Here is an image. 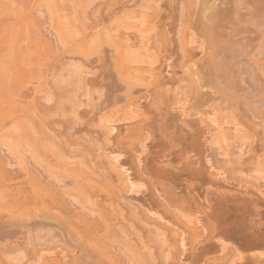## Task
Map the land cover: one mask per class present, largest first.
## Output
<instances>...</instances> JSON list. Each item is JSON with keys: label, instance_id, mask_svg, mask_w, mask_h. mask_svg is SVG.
I'll use <instances>...</instances> for the list:
<instances>
[{"label": "rangeland", "instance_id": "obj_1", "mask_svg": "<svg viewBox=\"0 0 264 264\" xmlns=\"http://www.w3.org/2000/svg\"><path fill=\"white\" fill-rule=\"evenodd\" d=\"M202 1L205 0H0V169L7 170L6 173L9 170L14 175L16 173V182L21 184V191L28 187L26 178L29 172L38 184L34 187L40 188V191L36 190L39 191V200L48 199V193L49 198L50 193L56 194L61 205L70 212L88 216V219L92 213L93 218L98 217L94 212L97 209L101 214V202L98 200H102L99 197L102 192L105 193L104 188H99V183L95 185L96 182L91 185L94 186V190L93 187L91 190H97L92 193L99 199L85 191L91 176V181L95 180L96 174L94 176L92 171L103 173L102 176L110 175V180L106 178L108 175L105 178L112 180L110 187L117 194L114 196L117 200H114L112 208L108 206V211L112 210V214H109L119 219L120 214L126 216L133 207L141 211L145 218L154 221L149 226L140 227L143 234L139 243L127 236V226H133V221L117 223L114 219L116 216L113 217L115 221L112 222L117 225H110L111 238H108L125 250H118L125 254V257H118L120 260L116 258L120 261L118 264H228L236 252L244 254L246 258L258 255L255 258L261 259L256 260V264H264V245L245 250L235 247V253L231 252L235 254L233 256L230 255V251H234L231 242L192 237L194 226L204 229V232L208 230V221L202 216L203 213L220 210L238 201L252 202L257 207L258 211L253 204L254 210L247 208L245 219L250 213L251 221L264 224V15L253 19L254 25H245L249 30L245 32L244 41L240 40L241 44L237 43L239 37L238 40L234 39L236 37L230 38L236 42L230 41L236 49L233 54L234 49L226 40L228 45L224 42L221 47L223 51L230 47L227 57L220 50L212 57L208 53L211 58L205 57L202 48L206 42L199 21ZM152 14L155 15L153 21ZM94 22L96 33L91 28ZM91 33L96 37H91ZM158 36H162L161 40ZM103 48L109 52L107 55L112 60L106 53L103 54ZM101 55H105L101 58L104 71L109 70L114 61L120 63L118 67L125 68L123 71L137 68L150 72L152 69L150 73L155 82L148 86V92H145V83L142 86L139 84L137 88L140 92L133 93L130 98L134 103L139 99L138 104L135 103L138 108L134 105L133 108L153 128V140L143 143V153L137 140L127 142L130 132L126 122L116 123L119 131L110 132L109 126H116L110 123L115 109L122 108L127 112L130 106L133 109L132 105L127 109V103L121 102L119 107L114 106L115 109L108 106L103 109L104 88L88 82L98 73L96 71L91 75L100 66L96 60ZM85 58L93 60L92 64L89 63L91 66L84 64ZM10 66L17 68L18 73L19 70L23 71L18 75L19 79L14 76L17 72L12 69L13 74ZM134 70L130 71L132 74L134 72V76L149 78L147 72L142 74ZM3 73H6L5 77ZM129 73H123L127 82L132 80ZM11 86L14 88L10 93L7 88ZM14 91L20 97L15 99L17 95H14ZM12 104H15L16 110ZM10 107L15 111L12 109L9 112ZM33 110L40 112H34L39 115L36 119L33 118ZM39 118H42L43 124L38 123ZM55 141L64 143L60 147ZM69 150L77 154L70 156ZM112 157H117V162ZM142 157L144 160L138 162ZM144 166L158 169L168 167L172 171L174 177L170 181L175 192L189 203L190 208L181 214L184 218L177 210L169 209V214L164 215L153 207L162 199L157 190L147 184L146 176L141 173ZM2 169L0 172H3ZM125 176H128L126 179L130 183L144 186L139 194L121 193ZM185 180L193 183V187L190 182L187 185ZM12 183L1 185L8 189ZM14 184L13 189L17 185ZM13 189L10 188L14 193L9 189L8 193L15 194L16 189ZM27 191L26 195L30 197ZM8 193L1 190L0 199L5 203L0 205L7 208L8 203L12 210L14 195L11 202L7 200ZM120 194L125 198L121 200ZM26 195L24 198L18 197V205L15 203L17 208H20V202L25 203ZM95 202L100 204V208ZM27 205H30V212L41 210L42 206ZM14 208L13 212L17 210ZM9 209H3L5 214L1 209V215H9ZM173 211L179 214L180 221L173 219ZM32 212L29 215H33ZM257 212L260 218L256 216ZM28 213L22 212L20 218L27 219ZM63 216H66L65 213ZM103 216L108 217L104 212ZM101 217L97 220L102 221ZM95 222L97 224L99 221ZM103 222V225H107ZM51 223L48 221L43 227L30 226L29 232L21 229L24 231H19L17 238L10 242L7 240L9 246H23H18V251L14 250L18 254L17 261L12 259L16 257L14 252L7 253L10 258L5 257L8 263L17 264L21 253L25 254L22 248L31 249L36 244L38 254L34 250V256H30L29 262L26 260L28 263L39 264L42 260L49 262L55 259L61 264H75V257L79 255L77 250L65 245L60 237L53 236L57 230ZM101 224L98 223L99 226ZM120 227L123 229L120 230ZM181 239L182 247L179 244ZM31 240L33 244L30 247ZM111 242L108 240V245H112ZM220 242L231 250L218 249ZM108 245L104 244L106 248L111 247ZM114 247L116 245L109 249ZM113 250V253H118L116 249ZM238 254L236 256H240ZM24 257L27 258L26 254ZM3 258L0 263L7 264ZM11 259L14 263H11ZM22 259L19 264H28Z\"/></svg>", "mask_w": 264, "mask_h": 264}, {"label": "bare ground", "instance_id": "obj_2", "mask_svg": "<svg viewBox=\"0 0 264 264\" xmlns=\"http://www.w3.org/2000/svg\"><path fill=\"white\" fill-rule=\"evenodd\" d=\"M238 1L237 0H205V1H202L201 7H200V19H199V21L201 23V29H200L201 30V34L204 37L205 42H206V45H204L205 48L203 47V45H201V48L203 47L202 49H204L203 50V54H204L203 56H205V57H210L211 56L212 57L213 54H215L216 52H218L220 50L221 54H225L224 55V57H225L227 52L231 51V50H229L230 47L232 46L233 47V48L231 47L232 49H234V47H235L234 44H233L234 46L232 45V43H234L235 41L232 40L233 41L232 42L230 38L236 37L234 39L238 40V37H239V40L238 41L236 40V41H237V43L239 42V44H241V41H244L245 32H248V30H249L248 27H247L248 30L245 28V25L247 26L248 23H251L250 26L254 25L252 20L256 19V18H259L262 15H264V0H238ZM127 3L128 2H126V4ZM238 3L240 5L243 4L244 6L242 7V5H241V7H239L240 5ZM241 8H243V10ZM151 19H152V21L155 19V15L154 14L151 15ZM92 25H94V26L92 27ZM92 25H91V28L94 29L95 30L94 33H96L97 26L95 25V22L92 23ZM94 27H96V29ZM103 27H105V26H103ZM92 29H90V31H92ZM103 30H104V28H103ZM97 35L99 36V34H97ZM88 36L90 37V34H88ZM91 37H96V35L93 36L92 33H91ZM158 37L161 40L162 36H158ZM125 40H126V38H125ZM226 40L231 45H230L229 48H226L227 50L225 49V51H226L225 52V51H223V46L221 47V45L224 42L227 43ZM227 45H228V43H227ZM208 50H209V52H208ZM235 50L236 49L232 50L231 53L233 54L235 52ZM101 51H102V48L100 50V53H101ZM107 52L108 51L104 49L103 54L106 53L105 55H107ZM208 53H211V55L209 56ZM108 54H109V52H108ZM105 55H101L100 58H98L97 60L94 59V61L96 60V62L99 63L100 66H97V64H96V66H97L96 69L97 70L92 71L91 75L93 73H95L96 71H98V73L96 72L97 74L95 73L96 75L95 74L93 75L94 76L93 80L88 79V82L90 84L93 82L96 85L98 84L100 86V88H104V92H105L103 94L104 95V100L101 101V103H103L105 106H102V104H101V106L103 107V109L107 108V106L111 107V108H114V106H116V105H118L119 103L122 102V103H127V104H125L127 109L129 108L130 105H132V108L134 106L135 107L137 106L136 107V109H137L138 108L137 100L139 101V99H137L135 101L136 98L134 97L135 99L134 98L133 99H134L135 103H137V104H135L133 102V100H132V102H133L132 103L130 101V98L132 97L131 95L133 93H139L140 90L137 88V85H139V84L141 85V84H144V83L146 84L145 87L147 88V89L145 88V92H148V86L155 82L154 78H153V75L150 73L152 71V69L150 70V68L148 67L149 70H150V72L148 71L149 74L147 72L148 69H144L147 72V75H149V78L146 77V76L145 77L144 76L140 77V75H138V77H139L138 78L137 75H135V76L133 75L134 72L132 74V72H130V71H133L135 69L134 70L135 72H142V71H139V70H142V69L137 70V68H133V70L129 71L128 68H126V70L123 71L125 68L118 67V66H120V63L117 62V61L116 62L114 61L112 66L110 65L111 67H109V70L104 71L102 69L103 66L101 64H102V59L104 58ZM107 57H109L112 60V57L110 55L109 56L107 55ZM85 59H86L85 60L86 62L84 61L85 62L84 64L87 65L88 67L91 66V64L93 63V62L91 63V61H93V60L89 61V59H87V58H85ZM89 63H91V64H89ZM98 68H99V70L100 69L101 70L99 71ZM12 69H15L14 70L15 73L18 70L17 68H11V66H10V70L11 71H13ZM111 69L113 71H111ZM120 69H122V71ZM14 71H13V74H14ZM21 72H23V71L19 70V73L18 72L16 73L17 76H16V74L14 76L19 79L18 75ZM111 72H113V73H111ZM127 72L131 73V74L129 73L130 77H131V78L130 77L129 78H130V80L132 79L131 80L132 82L131 81L127 82L126 80H124L123 73L125 74ZM143 72H142V74H143ZM146 72H144V73H146ZM5 74L6 73H3L4 77H5ZM22 74H21V77L22 76L24 77V74L23 75ZM88 74H90V71H89ZM0 76H2V74ZM132 77L133 78L135 77V79L133 80ZM136 77H137V80H136ZM8 78L10 79V77H8ZM142 78H145V79H142ZM4 79L5 78H2L1 80H4ZM7 83L9 84V82H7ZM12 86H15V85H12ZM12 86L10 88L9 87L7 88V90L10 89V93L12 92V90H11ZM2 87H3V85H2ZM3 89H4V87H3ZM0 90H2V88H0ZM14 92L16 93V94H14L16 96L18 93L16 91H14ZM18 97H20V96L17 95L15 97V99L18 98ZM142 97H144V96H142ZM142 97H140V98H142ZM102 98H103V96H102ZM18 103H20V102H18ZM12 105L14 106L13 108L16 110L17 107L15 106V104H12ZM119 106L120 105H118L117 107H119ZM13 108L10 107L9 112H11ZM18 108H20V107L18 106ZM130 108H131V106H130ZM130 108L128 110H130V111L133 110L131 114H130V111L126 110L127 112H125L124 109L121 110L122 108L121 109L117 108L119 111L117 109H115V111L113 110L114 112L118 113L119 116H118V114L115 113L116 117L114 116V114H112V116L110 117L111 118L110 123L112 125L113 124L116 125V126H109L110 127V132H112L113 130H115V132L119 131V128H118L119 126H117L118 124H116V123L126 122L127 125H128L129 132H130V134L128 135L129 137H127V142L129 143L132 140H135V141L137 140L136 142L140 146L141 152L143 153L144 150H145V145L143 143L146 140L149 141V143H151L152 140H153V137H154L153 136V128L150 126V124L147 122V120L144 118V116H142L141 113L138 114V112L134 108L132 110ZM120 110H121L122 113L120 112ZM18 111H19V109L16 112H18ZM34 112H39V110H37V111L33 110V114H34L33 118H35V117L38 118L39 115H37V113H34ZM119 112L121 113V115H120ZM38 121H37L38 123H40V122L42 124L44 123V122H42V118H39ZM145 132H146V134H144ZM59 134H61V133L59 132ZM63 143L60 142V144H59V142H56V144H58V146H60L61 144L63 145ZM68 152H67L68 155L71 154L70 156L74 155V153L77 154L75 151H73V153H72V151L69 150ZM111 159L116 161L117 157H114V158L112 157ZM141 160L143 161L144 158L143 157H142V159L140 158V161L138 160V162H141ZM156 160H158L159 163H162V162H160V160L158 158ZM118 165L120 166V164H118ZM118 165H117V167H118ZM2 171H3V169H2ZM6 171L7 170L4 169V171H3V172H5L4 175H3V172H0L2 174V176H0V180H2L0 182V185H1V183L2 184L8 183L10 185L12 182L15 181L14 183L17 184L16 187L19 188L21 186V184H18V182H16V178H17L16 173L14 175V173L9 172L10 170L7 173H6ZM92 173H93L94 176L96 174V177L94 178L95 180L91 181V178H92V176H91L92 174H91L90 175L91 178L89 177L90 179L88 181V184H87V186H85L86 187L85 191L86 192L88 191L91 194L96 193L97 190L96 191H92L91 190V187H93L92 189L94 190V186H91V185L92 184L94 185L95 182H96L95 185L97 183H99L101 185L99 187L100 189L104 188L103 190H104L105 193L102 194L103 193L102 192L101 193V197L96 196V194H94L95 197H97V198L99 197V198L102 199V200H98L99 203L101 202V208H100V204L98 202L97 203H98L99 206L97 205L96 202H95L96 203L95 205L98 208H100L99 211H102L101 212L102 215L101 214L100 215L103 216V212H104V214H106V217L108 216L107 218L109 220H104V218H105L104 216L105 215L103 216L104 218H102L99 215L100 212H97L98 209H97V211L95 210L94 212L98 214V217L96 215V217L98 219H99V217H101L103 219L102 221H101V219L97 220V218L96 219L93 218L92 217L93 213L91 214V216H89V219H88L87 218L88 216L85 217V216H82V215H78V214L74 213L73 211L70 212L64 205H61L62 203H60V200L58 199V196L56 197V194H53V193H50L51 194V198H49L50 195L48 193V199H45V201L43 199L39 200L40 198L39 197L37 198V196H39L38 192L40 191V188H38L39 186L34 187V186H36L37 182L33 181V180H35V178L30 176L29 172L27 173V174H29L28 177L26 176L27 177L26 178L27 179L26 182L28 183V187L27 186L26 187L28 189L30 188V190H28L25 187L24 188L26 190L24 188L22 190H25V191L28 190L27 192H29V196L30 197H28L26 195L28 193H26L25 191H21L22 186L19 189H17L15 187L14 188V189H16L15 194H11L12 190H10V188L12 187V189H13V186L15 185L14 183H12L13 185L8 188L9 190L7 189V186H4V188H6V189H4L3 185H1L2 187L0 186V188H1L0 192H1V190L2 191L4 190V192H7V193H8V191H11L10 193H8L9 196L5 194V196L9 197V199H7V197H6V199L8 201L12 199L13 195H14L13 201L15 203H16V201H19V198H18L19 196L23 197L24 195H26L27 197H25V199H24L25 203L20 202V205L18 206L20 208H17V206H15L17 203L16 204L14 203L13 204L14 206L12 205L13 208H11L12 210L9 209L11 207V205H9L8 203H6V204L9 207H7V205L5 204V206L7 208H2L1 205H4L5 202L0 199L2 201V202H0V204L4 202L3 204L0 205V210L2 209V211H4L5 209H9V211H11V213L9 215H1V213H0V261H1V257L3 258L4 255L5 256L3 258V261H5L4 259H6V258L10 259L9 257H7V255L11 254V252H14V250L18 251V246H22V245L16 246L17 244L14 245L13 244L14 242L13 243L11 242L12 245H14V247L9 246V244L6 243L7 240H8L7 242L12 241L11 239L15 238L20 233L19 231H24L26 229V232H29L31 230V229L29 230L30 226L42 225L41 227H43V226L48 224V221H51L52 222L51 225L55 227V230H57L56 233L53 234V236L60 237L62 240H64L65 245H67V244L69 246L71 245L70 246L71 248H73L74 250H77V253L79 255L77 257H75L76 258L75 259V264H118V263H120V261H117L116 258L120 260V258H118V257H120V255H123L125 257L124 252H122V254L119 253L120 250L123 249V248L119 244H115L114 241H112L113 242L112 243L111 240L108 238V237L111 238V235L109 234L110 232H109L108 228L112 227V226H110L112 223H116V222H112V221L117 220L118 221L117 223L120 222V223H123V224L127 220L133 221V226L134 227L131 226V225L127 226V229H128V235L127 236L128 237L131 236L132 238L136 239L139 243L141 242V236L143 234V228H140V227H146L147 224L149 226L154 221L151 218H145V216L141 213V211H139L138 209H135L133 207L130 209V211H128L126 213L127 214L126 216L125 215L123 216L122 214H120V216H121L120 217L119 214H118V216L121 218L120 221H119V219H120L119 217H118L119 219H117L116 215H111L112 214L111 213L112 210L110 208H112V205L117 200L116 198L114 199V196L117 195V194L111 188L112 187V184H111L112 180L109 181L110 180V175L107 174L108 176L107 175L102 176L103 173H98V171L97 172L92 171ZM141 173L146 176L147 184L149 183L151 185L150 187L155 188L157 190L158 194H160V197L162 199L160 202H157V204L154 205L153 207L157 211H161L164 215H168L169 214V209H174L175 211L177 210L176 211L177 213L180 212V217L182 216L181 218H184V215H181V214H183V212H186L188 210V208H190L188 206L189 203L187 202L188 203L187 204L186 201L184 200L185 198L179 196L177 194V192H175L176 189H175V187L173 186V184L170 181L174 177V174L172 173V171L168 167H163L162 169H158L157 167H148V166L146 167V166H144V167H142ZM19 174H20V172H19ZM97 174H101V175H97ZM105 176H107L106 178L109 179L108 180L109 182L107 181ZM29 177L30 178L32 177L31 178L32 180ZM97 177H98V179H97L98 181L96 180ZM127 177L126 176L124 177L125 185L123 186V189L120 190L121 193L122 192H124V193H129L130 192V193H133V194H139L141 192V188H143L144 186L143 185H135L133 183H130L126 179ZM19 179H20V177H19ZM91 182H93V183H91ZM186 182H187V185L191 183L190 181H189L190 182L189 183L188 180ZM89 184H90V187H89ZM110 184H111V187H110ZM191 186L193 187V183H191ZM191 186L189 185V187H191ZM88 187H89V189H88ZM42 189H44V188H42ZM155 189H153V190H155ZM36 190H39V191L36 192ZM92 192H94V193H92ZM12 193H14V192H12ZM10 194H11V197H10ZM102 195H103V197H102ZM15 197H16V200H14ZM54 197H56L59 200V203H58V200L56 201V199ZM1 198H3V197H1ZM41 198H43V197L41 196ZM97 198H96V200H97ZM117 198H118V196H117ZM119 198H121V200H122V199L125 198V196L120 194ZM4 199L5 198H3V200ZM36 200L38 201L39 204L37 203ZM47 200H49V201H47ZM13 201L11 200V202H13ZM28 203H31L32 205L36 204V206L37 205L40 206L42 204L41 210H44V211L42 212L41 210L38 209L39 212H40V213H38L37 209H35L34 212H32V210H31L33 215H29L31 212H30V209H29L30 205L29 206L27 205ZM23 204H25V205H23ZM252 204H253L252 202H250V204H249L246 201H238V202H236L234 204H231L229 206H225V207L221 208L220 210H218V209L217 210H213V211H210L208 214L203 213L202 216H204V218H206L207 221H208L207 222V224H208L207 229L208 230L206 229L205 226L204 227L207 230L206 232H204V229H202V228H200L198 226H194L193 236L192 237L194 239H202V238L204 239L205 238V240H208V241H213L215 239H217V241H219L218 239H224V240H226V242L227 241L231 242V245L233 246L234 251H232L231 249H226L227 245L221 244V242H220L221 245H219V246L216 245L218 249H221V251H224V250L230 251L231 250L230 251V255H233L231 252L235 253V249H236L235 247H238L237 250H239L240 247H241V249L244 248V250H245L246 248L248 249V247H252L253 248V246L264 245V224H261V222H259V221H256L255 223L253 221H251L253 219L251 217L252 214L250 216V213L247 216H248V219H250V218L251 219L249 221H247L248 219H245L246 214H248V212H246L247 208L249 209V207H252V210L255 209L253 207L255 205L253 204V206H251ZM21 205H22V207L25 210L21 207ZM5 206H3V207H5ZM105 206H107L106 207L107 209L104 208ZM108 206L110 207L109 208L110 212L108 211ZM14 207H16L17 210H14V212H13V209H15ZM22 209L25 212H29L28 213L29 217L27 219L20 218L21 213L24 212ZM26 210H29V211H26ZM53 210H54V213H53ZM255 210L258 211L257 207H256ZM5 211L2 212V213L5 214ZM49 211H51V212H49ZM55 211H57V214H56ZM60 212L63 213V214H61ZM64 213H65V215L67 217L63 216ZM109 213H111V214H109ZM177 213L173 214L172 216H173V219L178 221V219L180 217L178 216L179 214H177ZM24 214L25 213H23V215ZM256 214H257L256 216L258 218H260L258 216V214L260 215V213L257 212ZM253 215H255V213ZM110 216H112L111 219L109 218ZM114 216H116V218ZM113 217H114L115 220H113ZM36 218H38L40 221L37 220ZM90 218H93V219H91L93 222L90 220ZM107 218H105V219H107ZM258 218L255 219V220H258ZM34 219H36V220H34ZM94 219H95V221H99L98 222L99 224L102 223L101 225H103V223H104L103 221H105V223H107V225L106 224L103 225L105 227V228H103L101 225L99 226L98 223L96 224ZM180 219H179V221H180ZM151 221H153V222H151ZM117 223L114 224L113 226L117 225ZM262 223H264V222H262ZM186 224H187V222H185V225ZM155 225L158 226V224H155ZM27 228H28V231H27ZM148 228L149 227H147V229ZM21 229H24V230H21ZM122 229L123 228L120 227V230H122ZM169 234H171V232H169ZM178 235H179V237H181V234H178ZM108 240L112 243V245H110V243H109V245L111 247L116 245V247H114L113 249H116L117 252L119 250V252H118L119 254L117 253L118 255L115 254L116 252L113 253L115 250L109 249L111 247H109V248L107 247L108 248L107 249L105 247L106 245L104 246V244L108 245ZM102 241L103 242L107 241V242L103 243ZM129 241L130 240H128V242ZM182 242H183V239H181V241H179V244H181L180 245L181 247L183 246ZM199 242H200V240L198 241V243ZM4 243H6V244H4ZM29 243L26 242L25 244H29V246L31 247V245L33 244L32 240ZM218 244H219V242H218ZM35 245L31 249L27 248L28 250L25 249V248H22L24 250V253L26 254L27 258L25 259V257H24L25 254L22 255V253H21V256L19 255L20 256V260L23 257L25 259V261L23 259L22 260L24 262L28 263L29 262L28 260H30L29 258H31L30 256L33 255L34 250H37V247H35ZM34 247H35V249H34ZM19 249H21V248H19ZM22 249H21V251H23ZM29 253H30V255H29ZM237 253H239L238 255H240V256H236ZM36 254H38V250H37ZM113 254H115L117 257L114 256ZM235 254H234L235 256L233 255L234 257H232V258L229 255V257L231 259L229 257H228V259H230L231 261L229 260L230 262L228 264H250V263L251 264H254V263L256 264L257 261L261 259L260 256H259L260 259H256L258 257V255H256V256L255 255H253V256L251 255L252 257L249 256V258L248 257L246 258V256L244 254H243L244 255L243 256L240 252H236ZM17 257H18V254H16V257H13V258L11 257V258L13 260L16 259V261H17ZM12 259H11V263L12 262L14 263V261H12ZM226 259L224 260V262H223V260H221V261L223 263H225ZM228 259H227V262H228ZM20 260H19V262H20ZM6 261L5 262L7 264L10 263V262L8 263L9 260L6 259ZM19 262L17 264H19ZM2 263H0V264H2ZM28 264H30V263H28ZM39 264H61V263L59 261L55 260V259H51L49 262L42 260V262H40Z\"/></svg>", "mask_w": 264, "mask_h": 264}]
</instances>
